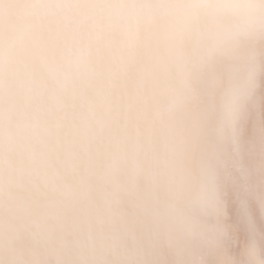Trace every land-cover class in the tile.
<instances>
[{
	"label": "clouds",
	"instance_id": "obj_1",
	"mask_svg": "<svg viewBox=\"0 0 264 264\" xmlns=\"http://www.w3.org/2000/svg\"><path fill=\"white\" fill-rule=\"evenodd\" d=\"M0 264H264V0H0Z\"/></svg>",
	"mask_w": 264,
	"mask_h": 264
},
{
	"label": "bare ground",
	"instance_id": "obj_2",
	"mask_svg": "<svg viewBox=\"0 0 264 264\" xmlns=\"http://www.w3.org/2000/svg\"><path fill=\"white\" fill-rule=\"evenodd\" d=\"M231 211H232L233 213H235V208L233 207V208L231 209Z\"/></svg>",
	"mask_w": 264,
	"mask_h": 264
}]
</instances>
